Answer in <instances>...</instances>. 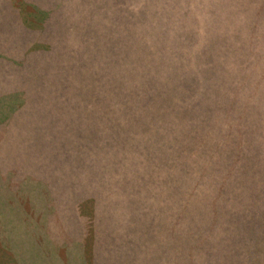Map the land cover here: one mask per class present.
Instances as JSON below:
<instances>
[{
  "label": "rangeland",
  "instance_id": "1",
  "mask_svg": "<svg viewBox=\"0 0 264 264\" xmlns=\"http://www.w3.org/2000/svg\"><path fill=\"white\" fill-rule=\"evenodd\" d=\"M117 2L0 0V264L235 263L215 249L237 247L240 225L231 224L230 240L219 229L213 234L198 216L212 177L207 172L218 170L214 177L225 185L238 169V189L221 187L211 197L232 210L249 200L245 188L264 184V165L259 170L255 160L257 144H264V0H139L151 5L147 13L163 24L165 36L148 23L145 31L143 6L129 0L117 23ZM178 42H184V68L199 71L208 64L222 95L232 98L230 114L247 120L245 141L238 137V148L228 154L231 170L210 162L223 161L219 153L228 151L227 132L236 134L237 117H227L220 128L218 116L196 111L185 132L177 99L166 102L165 96L160 109L154 102L155 112L150 103L141 105L151 89L122 100L120 108L132 109L138 100L132 119L106 109L103 98L93 107L79 101L104 96L99 79L106 60L118 56L110 74L112 89L121 91L140 64L157 65L161 77L162 65L152 58L166 43ZM212 47L228 57L208 56ZM249 53L252 60L242 61ZM164 67L167 75L175 70ZM248 142L242 156L239 147ZM182 149L189 150L186 156ZM184 163L182 174L176 168ZM263 204L261 198L250 201L255 217L246 234L257 243L249 246L261 247L256 223L264 219ZM238 249L236 264H264L261 248Z\"/></svg>",
  "mask_w": 264,
  "mask_h": 264
},
{
  "label": "trees",
  "instance_id": "2",
  "mask_svg": "<svg viewBox=\"0 0 264 264\" xmlns=\"http://www.w3.org/2000/svg\"><path fill=\"white\" fill-rule=\"evenodd\" d=\"M129 1L136 8L139 5L143 6V8L139 9L142 12V16L140 17L139 22L143 23L145 31L147 29V23H148L152 26L153 30H156L157 32H159L161 36L166 35L165 34L166 29H164L163 24L160 21H153L152 18L149 17V13L147 12H149L151 5H147L145 3L141 5L138 2L139 0L138 1L129 0ZM123 2H126V0H121V2L119 0V3L117 2L115 5L117 16H114V17L116 18L117 23L120 21L119 20L120 17L118 15L120 12V6L123 5ZM35 8H38L36 4H35ZM40 13L41 15L46 16L47 11L45 9H40ZM107 16H109L110 18L111 14L107 13ZM29 26H31L30 22H29ZM24 29L29 30V28H24ZM27 30L25 31L27 32ZM118 30L119 29L117 26V31ZM245 41L246 43L253 46L255 49L258 48L256 42H250L247 40ZM183 46H184V42H178L176 44L174 43V45L173 44L169 45L166 43V45L162 46L163 48H161L160 50H156L157 53L154 55L152 59L155 64H158V65L160 64V66L162 65L161 67L162 76L161 77H159L158 74L156 73V68L158 66L157 65L152 66L151 64L150 66L148 65L145 66V64H140L138 67L139 72L135 71L134 79L132 77L128 79L125 71L121 75V77L119 73L118 79L119 77L121 80H124L125 78H127V81L131 82L130 84H127L126 87L121 89V91H116L112 89V76L110 74L114 72V70L112 69L110 70V68H112L111 65L115 66V71L117 69L118 56L114 60H106L105 63L106 64L108 63V66L104 67L106 71L104 72V74H102L103 76L102 78H104V84H103L102 78L99 79L100 90L101 89L103 90V85H104V91H105L104 96L102 95V93L93 94L94 93L93 90L89 89L87 93L93 94L92 97L85 99L83 96H81L79 98V101L83 102L84 104L88 106L93 107L103 98V100L100 102L103 103V106L106 109L113 110L114 108H116L118 115L122 119H127V118L132 119V115L134 114V112H135L134 117H138V114H137L138 113L137 112L138 100H136L135 109H132L131 107L120 108V104L122 100H124L125 98H129L131 96L132 91L135 92V90L144 91L146 89H151V91H148L149 93L144 96L143 101L140 100L141 105L145 107L147 104L150 103L151 112H155L154 107H153L154 102L157 104L158 108L160 109L165 96H166V102L168 99L169 101L173 103L175 99H177L179 103L178 108L180 110L181 115H183V119H181V122H182L183 128L186 129L185 132L190 128L189 121L192 120V115H195L194 112L196 111H198L199 113H203V112L210 113L209 114L210 116H218L217 121L220 123L218 125V127L220 128L224 127L225 122H226V120L224 119H226L227 117H230V118L237 117L239 119V122L236 126V130H235L236 134L232 135L233 131L231 129H228V132H227V134L231 136V139L228 143L229 145L228 151L225 150L219 153L223 161L221 162L220 159H218L216 161L210 162V165L214 166L216 169H218L217 167L221 165V167H224V170H231L230 166L233 167L232 166L233 157L232 156L228 157V154L233 149L238 148L237 146L239 145V142H240L238 137L242 138L243 142L245 141L246 127H244V123L247 122V120H245L243 115L241 114H239L238 116H236V113L230 114L232 110V105H231L232 98L222 95L223 91L219 90V85L216 83V81L213 80V75L209 71L206 70L210 67L208 66V64L207 66H203L204 68L200 67L199 71H195V69L184 68V66L182 65L183 59H181L183 58V53H184ZM99 52H100V49H99ZM206 53L208 54V56L212 55V58L216 56H223L226 58L228 57L226 54L217 51L213 47L211 51L206 52ZM249 54H250L249 57L242 61L249 63L252 60V53H249ZM192 56L199 57L197 53L193 54ZM219 60L220 59H214L213 62L215 61L218 62ZM184 63H188V60H184ZM165 65L172 67L175 70L169 75H167V69L164 67ZM194 74H197L195 78L192 77V75ZM169 79L170 81L167 87H165V89L161 90L159 93H158L159 90L152 91V89L154 88H157L159 86L161 87L164 86V83L167 82V80ZM136 82L138 83L135 84ZM219 82H223V78H221ZM179 86L183 88L182 91L178 90ZM117 89H119V85L117 86ZM229 93H232V87H229ZM95 99H99V101L93 103ZM254 117H255L254 119L256 120L255 124L256 123L259 124L260 121L258 120L260 119L261 115L258 117V112H255ZM187 118H188V121L186 122ZM202 118H201V122H202ZM208 119L209 117H205L203 120L204 122H206ZM189 142H191V139L189 140ZM260 143H261V140H260ZM247 144L249 145V142L244 145L241 144V146L239 147V149L241 150L242 156L245 155L243 149L247 147ZM257 147L259 148L260 151L259 153H256L255 156L258 155L259 158L257 159V157H255V160H256V163H257L256 165L258 169L261 170V165H264V144H263L262 149H261V144H257ZM135 149L136 147H134L133 152L136 154ZM186 152H189V150L185 151L184 149H182V153L184 156L187 155ZM207 157L209 158V156ZM234 164L237 165V167L239 168L243 167V163L241 161H235ZM235 168L233 167L232 170L230 171L229 180L227 181V184L225 185H223L221 182L218 181L217 178L214 177V174L219 173L218 170L207 172L208 176H212V177L206 176L208 177L206 181V187H205L206 189V193H205L206 203L205 204L206 205H202V204L200 205V212L198 216L202 224L205 227H209L213 231V234L215 231L218 233L217 229H219L223 233V235L227 237V239L229 237L230 240H231L232 234H228V233L232 231L230 230V228H232L231 224L234 223L235 221L236 223L240 225L239 233L237 231L235 232V234L238 237L235 236L236 239L233 242L235 243L234 245L238 243L237 247H217L216 246V249H215L220 255H223L224 257L229 258L230 261L234 260L235 261L234 264H236V262L238 261V259H240V256H241L242 249H238L239 247L241 248V247L246 246L252 249L261 248V254L264 258V219L261 220L260 218L258 222L256 223L258 226L257 234L261 237L262 244L259 243L261 244V247L257 246L258 244L256 246H249L247 242L256 244L257 241L252 240L253 235L251 233L246 234L249 221L255 217V214L252 211L251 206H249L250 201H253L254 198H261L262 200H264V184L261 186L258 184L256 185L255 183V185L253 184H252L253 186L251 185V189L248 187L245 188V194H249V197H248L249 200L246 203L242 204L241 206L232 207L233 210L230 207L228 208L229 205L227 203H224L225 200L223 201V203H217L216 201L213 202V200H211L213 192L216 189L223 187V188H226L227 191H232V192L238 189L237 182L240 179H238L237 174H235V172L238 171V169H235ZM176 169H178L182 174L183 173L185 174V163H184V166L179 167V168L177 167ZM251 196H253L252 200H251ZM261 214H264V212L261 211ZM261 222H263V227H261ZM215 244H216V241H215Z\"/></svg>",
  "mask_w": 264,
  "mask_h": 264
}]
</instances>
